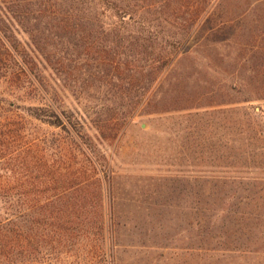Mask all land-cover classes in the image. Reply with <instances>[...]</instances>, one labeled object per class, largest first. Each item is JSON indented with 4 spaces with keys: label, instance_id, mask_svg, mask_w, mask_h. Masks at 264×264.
<instances>
[{
    "label": "rangeland",
    "instance_id": "374dc122",
    "mask_svg": "<svg viewBox=\"0 0 264 264\" xmlns=\"http://www.w3.org/2000/svg\"><path fill=\"white\" fill-rule=\"evenodd\" d=\"M91 1L0 0V22L46 83L41 91L28 78L26 88L0 84V111L50 104L82 115L97 163L87 174L102 182L103 208L81 213L86 227L48 229L20 259L264 264V181L225 180H264V150L255 149L264 147V0H110L111 19L88 21L83 35L111 53L67 51L57 17L70 6L96 13L105 2ZM80 56L96 58L93 76ZM45 57L82 62L64 83ZM162 57L158 72L153 60Z\"/></svg>",
    "mask_w": 264,
    "mask_h": 264
},
{
    "label": "trees",
    "instance_id": "16d2710c",
    "mask_svg": "<svg viewBox=\"0 0 264 264\" xmlns=\"http://www.w3.org/2000/svg\"><path fill=\"white\" fill-rule=\"evenodd\" d=\"M110 4V0H105L96 13L90 8L82 11L70 6L65 15L57 17L63 18L55 26L58 29L55 35L60 39L57 42L71 52L90 49L100 54L111 53L110 49L97 46L101 43L98 36L95 38L92 33L88 37L83 35L84 25L88 26L89 22L97 21L103 25L104 19H111ZM52 19L57 22L56 17ZM19 43L14 30L0 22V84L26 88L21 81L28 78L29 83L41 91L46 83L35 72L33 62L20 54ZM85 58L82 59L87 66L85 70L93 76L97 60L94 57ZM45 61L64 83L67 77L64 81L63 74L68 76L69 70L75 72L77 67L73 63L82 62L71 57H45ZM153 61L160 63L158 72L168 63L165 57ZM141 69L145 70L146 66ZM24 81L26 86L27 79ZM154 81H150L148 87ZM10 106L23 113L14 111L10 115L0 111V114L3 113L0 115V244L5 249L0 264H27L20 258L29 260L33 247L45 243L46 230L51 229L54 234L60 235L87 226L88 219L81 213L103 208L102 182L96 177L97 173L94 176L87 174L97 171V163L92 155L91 129H87L82 115L57 111L50 104L19 107L18 103H10ZM3 108L0 107V110ZM45 127L59 129L60 133L55 135ZM117 135L114 133L112 138ZM256 136L259 134L256 133ZM255 149L263 151L264 147L259 145ZM225 180L234 181L231 183L242 181L241 184L264 181L243 178ZM93 188L97 189L96 201L89 203L87 200L94 194L90 192ZM99 221L102 225V220ZM61 240L56 242L61 243Z\"/></svg>",
    "mask_w": 264,
    "mask_h": 264
}]
</instances>
